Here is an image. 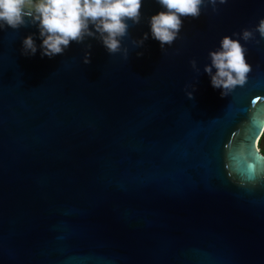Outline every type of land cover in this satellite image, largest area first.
<instances>
[{
    "label": "water",
    "instance_id": "95a60500",
    "mask_svg": "<svg viewBox=\"0 0 264 264\" xmlns=\"http://www.w3.org/2000/svg\"><path fill=\"white\" fill-rule=\"evenodd\" d=\"M218 7L162 51L143 0L127 57L88 38L41 58L37 26L0 31V264H264V40L240 39L252 72L227 97L203 71L264 0Z\"/></svg>",
    "mask_w": 264,
    "mask_h": 264
},
{
    "label": "clouds",
    "instance_id": "9594fccd",
    "mask_svg": "<svg viewBox=\"0 0 264 264\" xmlns=\"http://www.w3.org/2000/svg\"><path fill=\"white\" fill-rule=\"evenodd\" d=\"M229 0H156L163 11L148 20L151 38L160 43L161 50L171 47L180 39L184 20L199 19L202 9L209 5L213 12H219V5H226ZM143 0H0V31L19 30L29 25L37 26L41 58H54L63 55L66 49L75 42L83 44L88 38L100 41L109 54L123 52L128 56V49L122 41L129 35V21L139 25L142 17ZM260 39H256V34ZM238 39L224 36L220 46L209 52L210 63L203 71L208 74L211 86L221 90L222 97H227L238 85L247 81L252 66L247 61V49L241 44L264 40V19L254 29L234 33ZM149 34L145 33L140 40H133L136 47H143ZM91 45H87L83 63H91ZM38 46L33 35L22 42V54L35 56ZM138 55H143L139 53ZM191 67L199 72L197 61H190ZM215 70V71H214ZM193 86L186 95L194 98Z\"/></svg>",
    "mask_w": 264,
    "mask_h": 264
},
{
    "label": "trees",
    "instance_id": "16d2710c",
    "mask_svg": "<svg viewBox=\"0 0 264 264\" xmlns=\"http://www.w3.org/2000/svg\"><path fill=\"white\" fill-rule=\"evenodd\" d=\"M259 146H260V148H261V152H262L263 155H264V135H263V137H262V139H261V141H260V143H259Z\"/></svg>",
    "mask_w": 264,
    "mask_h": 264
}]
</instances>
